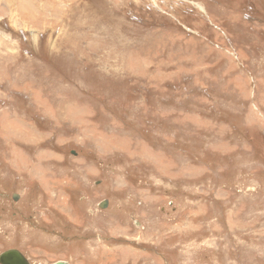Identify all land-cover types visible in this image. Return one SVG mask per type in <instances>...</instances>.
I'll list each match as a JSON object with an SVG mask.
<instances>
[{"label":"rangeland","instance_id":"1","mask_svg":"<svg viewBox=\"0 0 264 264\" xmlns=\"http://www.w3.org/2000/svg\"><path fill=\"white\" fill-rule=\"evenodd\" d=\"M9 249L264 264V0H0Z\"/></svg>","mask_w":264,"mask_h":264},{"label":"water","instance_id":"2","mask_svg":"<svg viewBox=\"0 0 264 264\" xmlns=\"http://www.w3.org/2000/svg\"><path fill=\"white\" fill-rule=\"evenodd\" d=\"M18 196H14V200H17ZM107 202H102L100 207L106 208ZM0 264H32L25 255L18 249H9L0 254ZM56 264H67L64 262H58Z\"/></svg>","mask_w":264,"mask_h":264},{"label":"bare ground","instance_id":"3","mask_svg":"<svg viewBox=\"0 0 264 264\" xmlns=\"http://www.w3.org/2000/svg\"><path fill=\"white\" fill-rule=\"evenodd\" d=\"M23 6V5H22ZM21 8V7H20ZM22 9V8H21ZM21 9H20V11H21ZM19 10V9H18ZM25 10V9H24Z\"/></svg>","mask_w":264,"mask_h":264}]
</instances>
